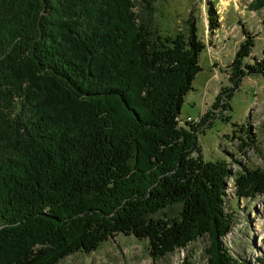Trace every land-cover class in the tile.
I'll return each mask as SVG.
<instances>
[{
	"label": "trees",
	"instance_id": "trees-1",
	"mask_svg": "<svg viewBox=\"0 0 264 264\" xmlns=\"http://www.w3.org/2000/svg\"><path fill=\"white\" fill-rule=\"evenodd\" d=\"M152 3L0 0V264H62L120 234L146 240L154 258L204 238L206 264H237L223 243L225 179L252 197L264 170L203 159L196 133L214 113L181 127L205 45L194 22L163 34ZM244 33L212 109L264 75V45L253 55Z\"/></svg>",
	"mask_w": 264,
	"mask_h": 264
},
{
	"label": "rangeland",
	"instance_id": "rangeland-1",
	"mask_svg": "<svg viewBox=\"0 0 264 264\" xmlns=\"http://www.w3.org/2000/svg\"><path fill=\"white\" fill-rule=\"evenodd\" d=\"M210 1L152 3L154 24L163 34H176L194 22L205 45L200 55L202 70L195 76L193 89L185 95L181 106L180 125L196 127L205 113H214L196 133L203 159H223L233 174L247 167L264 170V75L245 76L230 99L222 96L220 106L229 102L228 110L212 109L219 91L230 85L229 64L247 37L244 30L254 37L252 54L260 57L264 45V7L254 11L249 7L252 0H213L219 26L210 31L207 14ZM247 129L254 135L250 146L243 145L247 142ZM228 152L238 162L232 164ZM234 177L225 179V209L232 215L233 223L223 243L237 264H264V194L238 196ZM206 245V240L199 238L185 250L177 249L154 258L148 253L146 240L120 234L91 253L68 256L62 264H184L187 258L190 264H206L203 252Z\"/></svg>",
	"mask_w": 264,
	"mask_h": 264
}]
</instances>
